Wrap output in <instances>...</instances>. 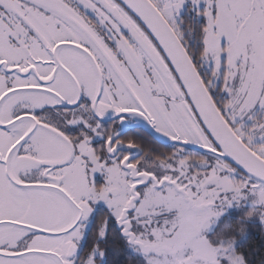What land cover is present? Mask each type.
<instances>
[{"label": "snow or ice", "instance_id": "snow-or-ice-1", "mask_svg": "<svg viewBox=\"0 0 264 264\" xmlns=\"http://www.w3.org/2000/svg\"><path fill=\"white\" fill-rule=\"evenodd\" d=\"M0 264H264V0H0Z\"/></svg>", "mask_w": 264, "mask_h": 264}]
</instances>
